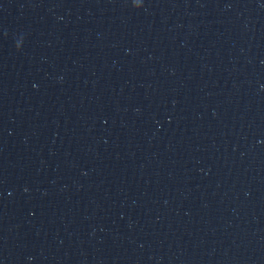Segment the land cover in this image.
Listing matches in <instances>:
<instances>
[{
    "label": "water",
    "instance_id": "1",
    "mask_svg": "<svg viewBox=\"0 0 264 264\" xmlns=\"http://www.w3.org/2000/svg\"><path fill=\"white\" fill-rule=\"evenodd\" d=\"M0 264H188L128 166L56 0H0Z\"/></svg>",
    "mask_w": 264,
    "mask_h": 264
},
{
    "label": "snow or ice",
    "instance_id": "2",
    "mask_svg": "<svg viewBox=\"0 0 264 264\" xmlns=\"http://www.w3.org/2000/svg\"><path fill=\"white\" fill-rule=\"evenodd\" d=\"M140 2H141V0H132L133 4H137V3H140Z\"/></svg>",
    "mask_w": 264,
    "mask_h": 264
},
{
    "label": "clouds",
    "instance_id": "3",
    "mask_svg": "<svg viewBox=\"0 0 264 264\" xmlns=\"http://www.w3.org/2000/svg\"><path fill=\"white\" fill-rule=\"evenodd\" d=\"M137 7H141L142 6V0H141V2L140 3H137V4H135Z\"/></svg>",
    "mask_w": 264,
    "mask_h": 264
}]
</instances>
